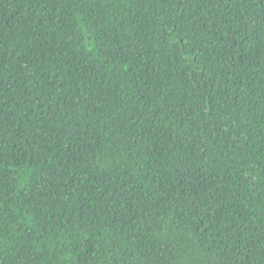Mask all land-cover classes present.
Masks as SVG:
<instances>
[{"label": "trees", "instance_id": "16d2710c", "mask_svg": "<svg viewBox=\"0 0 264 264\" xmlns=\"http://www.w3.org/2000/svg\"><path fill=\"white\" fill-rule=\"evenodd\" d=\"M0 264H264V0H0Z\"/></svg>", "mask_w": 264, "mask_h": 264}]
</instances>
